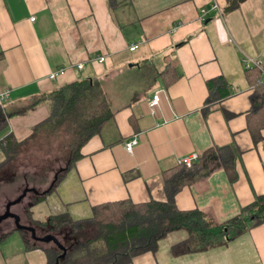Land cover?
Segmentation results:
<instances>
[{
  "label": "crops",
  "instance_id": "obj_1",
  "mask_svg": "<svg viewBox=\"0 0 264 264\" xmlns=\"http://www.w3.org/2000/svg\"><path fill=\"white\" fill-rule=\"evenodd\" d=\"M228 2L116 0L112 7L109 0H0V92L10 91L3 105L15 114L0 141L9 133L29 139L49 117L52 94L76 81L100 80L115 114L39 209L57 205L77 220L91 218L92 207L106 202L165 200L162 173L193 153L212 170L178 192L181 210L202 209L224 224L264 194V137L255 144L247 128L254 83L243 65L245 55L264 62V0H246L226 12ZM214 3L220 11L202 21L201 8ZM172 58L181 76L167 85L162 73ZM128 63L148 76L126 79L116 90L110 82ZM60 67L65 73L51 80L49 73ZM222 76L231 96L207 104L208 79ZM157 91L159 105L152 110ZM134 137L139 142L128 153ZM225 148L234 156V180L217 152ZM188 235L174 230L156 252L129 264H264V224L227 243L174 256L171 248ZM32 246L20 232L9 233L0 243V264H47L41 239Z\"/></svg>",
  "mask_w": 264,
  "mask_h": 264
},
{
  "label": "trees",
  "instance_id": "obj_2",
  "mask_svg": "<svg viewBox=\"0 0 264 264\" xmlns=\"http://www.w3.org/2000/svg\"><path fill=\"white\" fill-rule=\"evenodd\" d=\"M245 1L229 0L225 11H233ZM109 4L112 7L118 5L116 0H109ZM165 70L162 75L167 85L181 76L175 58L168 61ZM246 75L254 83L251 111L247 114L246 122L248 131L257 144L264 137V80H261V72L257 67L246 70ZM207 87V104L221 101L232 94L229 81L224 76L208 79ZM50 102L49 117L33 128L29 139L19 141L13 133H9L0 141L4 152V159L0 161V194L7 196V193L12 194L13 191L19 193L21 188L23 190L20 191L19 198L25 189L30 188L29 185L45 184L51 177L49 166L46 168L43 162L28 168L29 164L25 165L21 160L24 150L35 146V143L44 144V141L51 140L54 135H65L70 139L67 147H71L72 152L63 173H55L54 183L49 184L48 190L40 191L35 185L32 188L35 190L29 191L21 199L22 202L29 194H33L24 214L32 227L47 232L48 236L43 238L63 233L65 228L71 230L72 240L68 245L58 246L54 240H41L43 244L54 242L57 246L51 249L44 246L48 255L47 264H129L138 255L147 251L156 252L160 240L179 229L185 230L189 234L188 238L171 249L174 256L182 255L227 243L244 231L264 224V194L257 196L254 203L244 207L224 224L212 219L202 209L181 210L177 207L178 192L212 170L207 161L200 158L192 166L177 164L162 173L165 200L152 199L145 203H135L132 200L106 202L93 206V214L87 219L76 220L67 210L50 214L44 219L36 218L33 208L48 200V195L56 191L63 175L82 157V147L92 137L100 135L115 116L100 80L85 79L63 86L52 94ZM13 115L15 114L9 113L4 105H0V134L9 126V117ZM217 152L228 177L234 180L236 172L233 154L227 148L217 149ZM59 158L61 159L60 156ZM15 231L25 237L28 248L35 246H32L28 230L17 227L2 235L0 243ZM35 242L34 240V244ZM59 249L62 253H59Z\"/></svg>",
  "mask_w": 264,
  "mask_h": 264
},
{
  "label": "rangeland",
  "instance_id": "obj_3",
  "mask_svg": "<svg viewBox=\"0 0 264 264\" xmlns=\"http://www.w3.org/2000/svg\"><path fill=\"white\" fill-rule=\"evenodd\" d=\"M130 64L131 63H128V65L125 66L123 71L120 74H117L112 79V81L110 82L111 83L110 85L113 86V88H115L116 90H120L123 87H125L123 85L125 84L126 79H133L135 76L136 77L148 76V75H146V73H144L142 71H138L137 69H135V67L131 68ZM104 92H105V90H104ZM33 142H34V140H33ZM69 142H70V139L68 140L65 135H61V136L60 135H54L51 140L47 139L46 141H44V144L39 143L36 145V143H35V146H33L31 144L32 147L26 148L24 150L25 153H23L21 160L23 159L25 165L29 164L28 168H30V167L33 168L32 167L33 165L36 166V164H41L43 162L45 164L46 168H47V166H49V169L51 170V177L48 179V181L45 184H41V185L40 184H34V185L31 184V185H29L30 189H32L36 185L35 187L40 189V191L48 190V188L50 187L49 184H51V182H52V184L54 183L55 173L57 175H61V173H63V170H65V168L67 167L68 159L70 158V154L72 152V150H71L72 148L67 147ZM59 156L61 157V159L59 158ZM21 160L19 161L20 164H22ZM1 180H2V178H1ZM38 185H40V186H38ZM22 190L23 189L20 188V191H22ZM20 191H19V193H20ZM19 193H18V191L17 192L13 191L12 194L7 193V196L5 199H4L3 195H1L3 200L1 201V197H0V216L6 212L7 204L10 201H14L15 199L18 198ZM32 197H33V194H29V196L26 197L25 199H23L24 201H22L20 204L17 203V204H14L11 206V212L19 215L21 218L20 225H25L28 223L27 219H26V215L24 214V210H25V207L31 203L30 201H31ZM40 207H41L40 209L38 208V206L33 208V211L36 213L35 217H37V218L44 219V217H46L49 213H52V212L59 213L60 212V211H57V209H56L57 205H53L50 203L40 205ZM37 210H40L41 212H38ZM14 222L15 221L13 220V218H9L7 221L3 222V224L0 225L1 226L0 227V235L5 234L6 232H8V230L12 229L13 227H16V223H14ZM69 231H70V229H69ZM69 231L66 230L63 233L53 234V235L57 237V239L61 242V244L63 246H65V245H68L72 240L70 238ZM37 234L39 236H42V237L48 236V235H46L47 232H45L41 228L37 229ZM29 237H30V235H29ZM33 243H34V241H33ZM43 246H45L48 249H51L52 247H57L54 242H52L50 244H43ZM59 253H62V251H60V249H59Z\"/></svg>",
  "mask_w": 264,
  "mask_h": 264
},
{
  "label": "built area",
  "instance_id": "obj_4",
  "mask_svg": "<svg viewBox=\"0 0 264 264\" xmlns=\"http://www.w3.org/2000/svg\"><path fill=\"white\" fill-rule=\"evenodd\" d=\"M211 10H215V11L219 12L220 6L217 3H214L210 7L205 6V7L201 8L199 13H200L202 21H205L206 18L208 16H210L209 12ZM136 48H137V45H133L131 47V50H135ZM262 54L264 56V50H262ZM99 59L101 62L106 61L105 57H103V56H100ZM243 65H244L246 70H249L250 68H253V67H257L261 72V80H264V62L262 59L256 58V57H253L250 55L249 56L245 55L244 59H243ZM82 67H83V64L78 65L79 69H81ZM65 71H66L65 67H60L56 71H51L49 73V78L51 80H56L60 75H63L65 73ZM159 94H160V91H157L154 94L153 99L150 102V107L152 110H154L155 107H157L159 105V101H160ZM9 95H10V91H8V90L0 92V105H3V103L6 101V99L8 98ZM138 142H139V140H137V138H135V137L132 138L126 144V151L128 153L132 152L134 147L138 144ZM199 158H200L199 153H193L191 155H187V156H184L183 158H180L177 163L179 165L192 166V164L198 162Z\"/></svg>",
  "mask_w": 264,
  "mask_h": 264
},
{
  "label": "water",
  "instance_id": "obj_5",
  "mask_svg": "<svg viewBox=\"0 0 264 264\" xmlns=\"http://www.w3.org/2000/svg\"><path fill=\"white\" fill-rule=\"evenodd\" d=\"M31 190H35V189H30V188H27L24 190V192L21 194V196L17 199H15L14 201H10L7 206H6V212L0 216V224L7 220L9 217H13L15 218V223H16V227L19 228V229H24V230H32L33 233H35V228H29V227H26L24 225H20V222H21V218L19 215L17 214H14L11 212V206L14 205V204H17V203H20L21 202V199L24 198L26 196V194L31 191ZM38 192V191H37ZM41 240L43 241H47V242H50L52 240L55 241V243L58 245V246H61V243L58 239H56L55 236L53 235H50V237H46V238H42Z\"/></svg>",
  "mask_w": 264,
  "mask_h": 264
},
{
  "label": "flooded vegetation",
  "instance_id": "obj_6",
  "mask_svg": "<svg viewBox=\"0 0 264 264\" xmlns=\"http://www.w3.org/2000/svg\"><path fill=\"white\" fill-rule=\"evenodd\" d=\"M3 224V222L0 224V225H2ZM24 226H26V227H29V228H33V227H31V226H29V225H24ZM1 227V226H0ZM38 229V228H37ZM37 229H36V233H34L33 234V231L32 230H28V234L30 235V239L31 240H35V241H37V240H39V239H42L43 237L42 236H39L38 234H37ZM35 234H36V236H35ZM71 238V237H70Z\"/></svg>",
  "mask_w": 264,
  "mask_h": 264
}]
</instances>
